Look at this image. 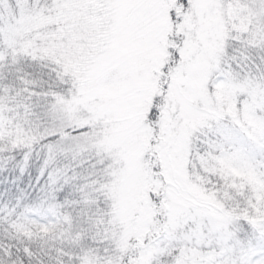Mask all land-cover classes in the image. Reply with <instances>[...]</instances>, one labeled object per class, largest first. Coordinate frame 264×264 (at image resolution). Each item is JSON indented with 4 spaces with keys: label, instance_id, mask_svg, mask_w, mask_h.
<instances>
[{
    "label": "snow or ice",
    "instance_id": "obj_1",
    "mask_svg": "<svg viewBox=\"0 0 264 264\" xmlns=\"http://www.w3.org/2000/svg\"><path fill=\"white\" fill-rule=\"evenodd\" d=\"M0 264H264V0H0Z\"/></svg>",
    "mask_w": 264,
    "mask_h": 264
},
{
    "label": "trees",
    "instance_id": "obj_2",
    "mask_svg": "<svg viewBox=\"0 0 264 264\" xmlns=\"http://www.w3.org/2000/svg\"><path fill=\"white\" fill-rule=\"evenodd\" d=\"M40 166L41 162L34 159L24 173L12 164L0 168V198L6 199L9 194L17 195L21 191L28 192L39 176Z\"/></svg>",
    "mask_w": 264,
    "mask_h": 264
}]
</instances>
